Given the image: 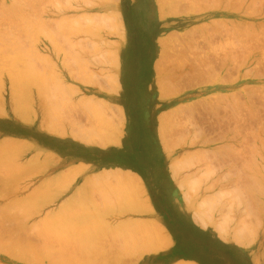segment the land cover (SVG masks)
Returning a JSON list of instances; mask_svg holds the SVG:
<instances>
[{
    "label": "rangeland",
    "instance_id": "1",
    "mask_svg": "<svg viewBox=\"0 0 264 264\" xmlns=\"http://www.w3.org/2000/svg\"><path fill=\"white\" fill-rule=\"evenodd\" d=\"M151 1L0 0V264H264V0ZM67 122L123 155L45 149Z\"/></svg>",
    "mask_w": 264,
    "mask_h": 264
},
{
    "label": "crops",
    "instance_id": "2",
    "mask_svg": "<svg viewBox=\"0 0 264 264\" xmlns=\"http://www.w3.org/2000/svg\"><path fill=\"white\" fill-rule=\"evenodd\" d=\"M152 1L150 4L148 3L146 5H148V7L151 6L152 12L154 13L159 9L156 3ZM98 12L101 15L107 14L108 12L107 5H102L101 3ZM133 20L135 19H132L131 23L133 22ZM65 87H68V84H65ZM80 89L84 91V95L79 99L80 102L83 103L84 112L88 109L90 110V106L87 105L88 101L90 103L91 100H101L99 96H95V97L92 96L91 88H86L85 86L80 85ZM87 91H89V94ZM127 107L128 104H126L124 107L126 116H127L126 112H128ZM85 114L83 116V119H80L79 124L83 125L84 131L86 133L87 128H90V122L88 121L87 116ZM36 125H37L36 130H38L37 132H41L40 135L42 137L39 135L41 137L40 140L41 145L45 149L52 151L54 154L64 157L66 159H70L71 157H78L80 159H83L85 163H91L101 158L102 161L107 162L108 164L112 159L111 157L123 155L122 151L120 149L118 150V146L115 145L116 143L114 145L109 144L106 146L103 145L101 146L97 143L87 141L88 137L86 136V134H84L83 137L80 134H78L79 136L77 134L76 135L73 134V132L75 131L73 130L72 125L69 122L61 123L60 126L56 128L53 127V129L51 125L50 127L51 133L48 131L49 130L48 128H45L46 129L45 131H39L40 130L39 123H37ZM146 140H147V146L145 149H146V153L148 154L152 150L153 146L152 143L149 142L151 140V137L149 135H147ZM93 157L98 159H94ZM108 165H112V164H108Z\"/></svg>",
    "mask_w": 264,
    "mask_h": 264
},
{
    "label": "bare ground",
    "instance_id": "3",
    "mask_svg": "<svg viewBox=\"0 0 264 264\" xmlns=\"http://www.w3.org/2000/svg\"><path fill=\"white\" fill-rule=\"evenodd\" d=\"M218 2H219V0H218ZM238 2H239V1H238ZM90 3H91V2H90ZM251 3H252V2H251ZM212 4H213V2H212ZM246 4H247V3H246ZM217 5H218V4H217ZM217 5H216V6H217ZM242 5H243V4H242ZM223 7H224V6H223ZM237 7H238V6H237ZM245 7H246V6H245ZM204 9H205V8H204ZM237 9H238V8H237ZM249 9H250V8H249ZM239 10H240V9H239ZM245 10H246V9H245ZM250 10H251V9H250ZM196 11H197V10H196ZM251 12H252V11H251ZM231 20H232V19H231ZM225 21H226V20H225ZM90 22H91V21H90ZM216 22H217V21H216ZM222 22H223V21H222ZM213 24H214V22H213ZM214 25H216V24H214ZM225 25H226V24H225ZM235 25H236V24H235ZM236 26H237V25H236ZM242 26H244V25H242ZM261 26H262V24H261ZM231 27H232V26H231ZM105 28H106V27H105ZM238 28H239V27H238ZM243 28H244V27H243ZM202 29H203V28H202ZM232 29H233V28H232ZM246 29H247V28H246ZM254 29H255V28H254ZM208 30H209V29H208ZM211 30H212V29H211ZM235 30H236V29H235ZM237 31H238V30H237ZM235 32H236V31H235ZM255 32H256V31H255ZM255 32H254V33H255ZM242 34H243V33H242ZM244 34H245V33H244ZM235 36H236V35H235ZM98 37H99V36H98ZM240 37H241V36H240ZM248 38H249V37H248ZM243 39H244V38H243ZM243 39H242V40H243ZM187 41L189 42V40H187ZM208 42H209V41H208ZM210 42H211V41H210ZM212 42H213V41H212ZM237 42H239V41H237ZM237 42H236V43H237ZM240 42H241V41H240ZM244 42H245V41H244ZM245 43H246V42H245ZM208 44H209V43H208ZM211 44H212V43H211ZM242 45H243V44H242ZM90 46H91V45H90ZM214 47H215V46H214ZM239 47H240V46H239ZM219 49H220V48H219ZM219 49H218V50H219ZM221 49H222V48H221ZM243 49H244V48H243ZM92 50H93V49H92ZM94 50H95V49H94ZM212 50H213V49H212ZM214 50H215V49H214ZM248 50H249V49H248ZM248 50H247V51H248ZM114 51H115V50H114ZM114 51H113V52H114ZM215 51H216V50H215ZM221 51H222V50H221ZM232 51H233V50H232ZM261 52H262V51H261ZM233 53H234V51H233ZM239 53H240V51H239ZM90 54H91V50H90ZM228 54L230 55V53H228ZM263 54H264V53H263ZM116 55H117V54H116ZM232 55H233V54H232ZM232 55H231V56H232ZM166 56H167V55H166ZM176 56H177V55H176ZM233 56L235 57V55H233ZM225 57H226V56H225ZM228 57H230V56H228ZM261 57H262V55H261ZM230 58H232V57H230ZM198 59H199V58H198ZM203 59H204V58H203ZM205 59H206V58H205ZM220 59H222V58H220ZM235 59H237V58H235ZM238 59H239V58H238ZM187 60H188V59H187ZM224 60H225V58H224ZM197 61H198V60H197ZM200 61H201V60H200ZM202 61H204V60H202ZM226 61H227V60H226ZM233 61H234V59H233ZM241 61H244V60H241ZM182 62H183V61H182ZM185 62H186V61H185ZM185 62H184V63H185ZM211 62H212V61H211ZM223 62H224V61H223ZM230 62L232 63V60H231ZM226 63H227V62H226ZM182 64H183V63H182ZM190 64H191V63H190ZM198 64H199V63H198ZM204 64H205V63H204ZM208 64H209V63H208ZM244 64H245V63H244ZM179 65H180V64H179ZM223 65H224V63H223ZM240 65H242V64H240ZM181 66H182V65H181ZM208 67H209V66H208ZM221 67H222V66H221ZM214 68H215V67H214ZM253 68H254V67H253ZM159 69H160V68H159ZM247 69H248V68H247ZM251 69H252V68H251ZM202 70H203V69H202ZM210 70H211V69H210ZM245 70H246V69H245ZM248 70H249V69H248ZM216 71H217V70H216ZM245 72H246V71H245ZM248 72H249V71H248ZM203 73H204V71H203ZM213 73H214V72H213ZM254 73H255V72H254ZM254 76H256V75L254 74ZM183 79H184V78H183ZM206 79H207V78H206ZM43 80H44V78H43ZM45 80H46V79H45ZM212 81H213V80H212ZM117 83H118V82H117ZM40 86H41V85H40ZM42 86H43V85H42ZM110 86H112V85H110ZM253 88H254V87H253ZM9 91H11V89H9ZM103 102H104V101H103ZM101 104H102V103H101ZM103 104H104V103H103ZM248 106H249V105H248ZM236 107H237V106H236ZM249 107H250V106H249ZM110 108H111V107H110ZM181 110H182V109H181ZM108 111H109V110H108ZM96 112H97V110H96ZM106 114H107V113H106ZM93 115H94V113H93ZM109 115H110V114H109ZM101 116H102V115H101ZM99 117H100V116H99ZM104 117H105V116H104ZM101 118H102V117H101ZM101 118H100V119H101ZM112 120H113V119H112ZM98 121H99V120H98ZM101 122H102V121H101ZM102 123L104 124V122H102ZM105 123H106V122H105ZM181 124H182V123H181ZM109 125H110V124H109ZM163 125H164V124H163ZM50 127H51V126H50ZM91 128H92V127H91ZM93 128H94V127H93ZM52 129H53V126H52ZM96 130H97V129H96ZM234 130H235V128H234ZM93 131H95V130H93ZM82 132H84V130H83ZM90 132H91V131H90ZM262 133H263V132H262ZM98 134H99V132H98ZM232 134H233V133H232ZM237 134H239V133H237ZM256 134H257V133H256ZM172 135H173V134H172ZM78 136H79V135H78ZM78 136H77V137H78ZM88 136H89V135H88ZM102 136H103V135H102ZM102 136H101V137H102ZM235 136H236V135H235ZM231 137H232V135H231ZM79 138H80V137H79ZM256 138H257V137H256ZM109 139H110V138H109ZM169 139H170V138H169ZM227 140H228V139H227ZM7 142H8V141H7ZM11 142H12V141H11ZM172 143H173V142H172ZM261 143H262V142H261ZM4 144H6V143H4ZM173 144H174V143H173ZM227 144H228V143H227ZM224 145H225V144H224ZM262 145H263V144H262ZM229 146H230V143H229ZM224 147H225V146H224ZM224 147H223V148H224ZM232 147H233V145H232ZM234 148H235V147H234ZM227 149H228V148H227ZM218 150H219V149H218ZM254 152H255V149H254ZM257 152H258V151H257ZM198 153H199V152H198ZM213 154H214V153H213ZM196 155H197V154H196ZM199 155H200V154H199ZM253 155H254V154H253ZM197 156H198V155H197ZM194 157H195V156H194ZM263 158H264V157H263ZM263 158H262V159H263ZM256 160H257V159H256ZM191 161H192V159H191ZM257 161H258V160H257ZM1 163H2V162H1ZM184 163H185V162H184ZM184 163H183V164H184ZM249 163H250V162H249ZM249 163H248V165H249ZM178 164H180V163H178ZM259 164H260V163H259ZM2 165H3V164H2ZM250 165H251V164H250ZM9 166H10V165H9ZM179 166H180V165H179ZM232 166H233V165H232ZM256 166H257V165H256ZM237 168H238V167H237ZM237 168H236V169H237ZM240 168H241V167H240ZM254 168H255V167H254ZM262 168H263V167H262ZM245 169H246V168H245ZM34 170H35V169H34ZM241 170H242V169H241ZM251 170H252V169H251ZM256 170H258V169H256ZM13 171H15V170H13ZM18 171H19V170H18ZM247 171H249V170H247ZM118 172H120V171H118ZM118 172H117V175H118ZM244 172H245V171H244ZM12 173H13V172H12ZM105 173H106V172H105ZM18 174H19V173H18ZM103 174H104V173H103ZM119 174H120V173H119ZM200 174H201V173H200ZM101 175H102V174H101ZM120 175H122V173H121ZM203 175H204V174H203ZM253 175H254V174H253ZM256 175H257V174H256ZM106 176H107V175H106ZM125 176H126V175H125ZM132 176H134V174H132ZM200 176H201V175H200ZM218 176H219V175H218ZM15 177H16V176H15ZM103 177H104V176H103ZM122 177H124V176H122ZM225 177H226V176H225ZM253 177H254V176H253ZM104 178H105V177H104ZM118 178H119V177H118ZM124 178H125V177H124ZM199 178H200V177H199ZM233 178H234V177H233ZM244 178H245V177H244ZM255 178H256V177H255ZM97 179H98V178H97ZM97 179H96V180H97ZM133 179H135V176H134ZM136 179H137V177H136ZM136 179H135V181H137ZM245 179H246V178H245ZM114 180H115V179H114ZM121 180H122V179H121ZM216 180H217V178H216ZM220 180H221V179H220ZM246 180H247V179H246ZM248 180H249V179H248ZM112 181H113V180H112ZM133 181H134V180H133ZM195 181H196V180H195ZM217 181H218V180H217ZM258 181H259V180H258ZM109 182H110V181H109ZM109 182H108V183H109ZM124 182H125V181H124ZM192 182H193V181H192ZM201 182H202V181H201ZM219 182H220V181H219ZM259 182H260V181H259ZM222 183H223V182H222ZM249 183H250V182H249ZM261 183H262V182H261ZM117 184H118V183H117ZM194 184H195V182H194ZM215 184H216V183H215ZM223 184H224V183H223ZM250 184H251V183H250ZM3 185H4V184H3ZM128 185H129V184H128ZM17 186H19V185H17ZM129 186L132 187L131 185H129ZM210 186H211V185H210ZM262 186H264V185H262ZM3 187H4V186H3ZM5 187H6V185H5ZM15 187H16V186H15ZM13 188H14V187H13ZM123 188H124V187H123ZM188 188H189V187H188ZM126 189H127V185H126ZM129 189H130V188H129ZM209 189H210V188H209ZM212 189H213V188H212ZM232 189H233V188H232ZM226 190H227V189H226ZM235 190H236V189H235ZM257 190H258V188H257ZM186 191H187V190H186ZM233 192H234V191H233ZM237 192L239 193L238 190H237ZM237 192H236V193H237ZM125 194H126V192H125ZM219 194H220V193H219ZM222 194H223V193H222ZM234 194H235V193H234ZM240 194H241V193H240ZM116 195H117V194H116ZM209 195H210V194H209ZM209 195H207V196H209ZM213 195H215V194L213 193L212 196H213ZM231 195H233V194H231ZM207 196L205 195V197H207ZM212 196H211V197H212ZM215 196H217V195H215ZM221 196H223V195H221ZM263 196H264V195H263ZM211 197H210V198H211ZM217 197H218V196H217ZM235 197H236V196H235ZM237 197H238V196H237ZM240 197H241V196H239L238 198H240ZM224 198H225V197H224ZM226 198H227V197H226ZM208 199H209V198H208ZM208 199H205V200H207V201H209V200H213V197H212L211 199H209V200H208ZM215 199H216V197H215ZM215 199H214V200H215ZM219 199H220V198H218V200H217V201H219V202H218V203H219L218 205L223 204V202L220 203V200H221V199H220V200H219ZM222 200H223V199H222ZM224 200H225V199H224ZM226 200H227V199H226ZM240 200H241V199H240ZM202 201H203V200H202ZM215 201H216V200H215ZM217 201H216V202H217ZM227 201H228V200H227ZM233 201H234V200H232V202H233ZM235 201H236V200H235ZM237 201H239V200H237ZM237 201H236V202H237ZM241 201H242V200H241ZM139 202H140V201H139ZM204 202H205V201H204ZM209 202H210V203H209ZM209 202H208V204H211V205L214 203V201H212V203H211V201H209ZM243 202H244V205H246V204H245L246 202L248 203V201H246V202L243 201ZM261 202H262V201H261ZM201 203H202V202H201ZM205 203H206V202H205ZM230 203H231V201H230ZM203 204H204V203H203ZM206 204H207V203H206ZM206 204H204V206H205V207H204V208H205V209H204V212H205V210H206V206H207ZM218 205L216 204V205H212V206H214V209H215V208H218V207H217ZM225 205H226V206H225ZM225 205L223 204L222 207L219 206V207L222 209V210H221L220 208L218 209L219 211H222V212H221V216H222L223 212H224V214H223L222 221H219V224L214 226V228L218 231L219 235H220L222 238H225L224 236L227 234V231L224 230L225 228H224V226H222L221 224H223L224 221L227 219L226 217L228 216V214H229V210H230L229 207H228V206H230V205H228V202H227V204H225ZM227 205H228V206H227ZM244 205H243V206H244ZM11 206H12V205H11ZM212 206H211V207H212ZM215 206H216V207H215ZM223 206H224V208H223ZM208 207H210V205H209ZM226 207H228V209H227ZM231 207L234 208L235 206H234V205H231ZM231 207H230V208H231ZM246 207H249V206H246ZM202 208H203V207H202ZM212 208H213V207H212ZM238 208H239V207H238ZM223 209H224V210H223ZM236 209H237V208H236ZM239 209H240V208H239ZM245 209H246V208H245ZM207 210H208V209H207ZM215 210H216V209H215ZM231 210H233V209H231ZM234 210H235V208H234ZM246 210L248 211V209H246ZM249 210L251 211V209H249ZM201 211H203V210H201ZM210 211H211V210H210ZM240 211H241V209H240ZM240 211H239V213H240ZM242 211H243V210H242ZM243 212L246 213L245 210H244ZM199 213H200V212H199ZM202 213H203V212H202ZM230 213H234V212L232 211V212H230ZM248 213H249V212H248ZM251 213H252V212H251ZM207 214H208V213L205 214L206 217L209 216V215L207 216ZM209 214H210V213H209ZM211 214H212V213H211ZM241 214H243V213H241ZM256 214H257V213H256ZM197 215H198V214H197ZM203 215H204V213H203V214H200V218H201V216H203ZM205 215H204V216H205ZM229 215H230V214H229ZM243 215H244V214H243ZM257 215H258V214H257ZM212 216H213V215H212ZM260 216H261V215H260ZM9 217H10V216H9ZM209 217H211V216H209ZM233 217H234V215H233ZM250 217H251V215H250ZM254 217H256V216H254ZM218 218H219V217H218ZM229 218H230V216H229ZM229 218H228V219H229ZM245 218H246V217H245ZM7 219H8V218H7ZM194 219H196V217H195ZM198 219H199V218H198ZM211 219H212V218H211ZM247 219H248V218H247ZM251 219H253V218H251ZM208 220H210V219L208 218ZM243 220L245 221V219H243ZM198 221L201 222L202 225H204L203 227L209 225V223H207L203 218H202L201 220L199 219ZM196 222H197V221H196ZM12 223H13V222H12ZM251 223H252V222H251ZM14 224H15V223H14ZM246 224H249V221H248V223H246ZM246 224H244L243 227H244ZM223 225H225V224H223ZM227 225H228V222H227ZM227 225H226V229H227V227H229V226H227ZM251 225H252V224H251ZM251 225H250V226H251ZM7 226H8V225H7ZM13 226H14V225H13ZM250 226H247L246 228H249ZM20 227H21V226H20ZM9 228H10V227H9ZM9 228H7V229L9 230ZM238 228H239V227H238ZM246 228H245V229H246ZM15 229H16V228H15ZM240 229H241V228H240ZM242 229H243V228H242ZM250 229H251V227H250ZM250 229H247L246 231H248V230H250ZM227 230H228V229H227ZM238 230H239V229H238ZM234 231H235V230H234ZM10 232H11V231H10ZM235 232H236V231H235ZM235 232H234V233H235ZM255 232H257V231H255ZM234 233H233V234H234ZM248 233H249V232H248ZM235 234H236V233H235ZM241 234L243 235V233H241ZM241 234H240V235H241ZM245 234H246V233H245ZM249 234H250V233H249ZM237 235H239L238 231H237ZM242 235H241V237H244V236H242ZM14 236H15V235H14ZM19 236H20V235H19ZM245 237H246V235H245ZM237 238H238V237H237ZM225 239H226V238H225ZM245 240H246V239H245ZM23 245H24V244H23ZM30 247H31V246H29V248H30ZM33 247H34V246H33ZM29 248H28V249H29ZM27 251H29V250H27ZM36 253H37V252H36ZM39 258H40V257H39Z\"/></svg>",
    "mask_w": 264,
    "mask_h": 264
}]
</instances>
